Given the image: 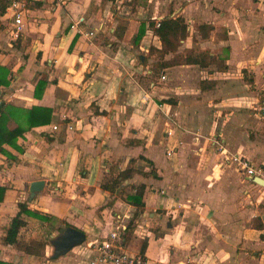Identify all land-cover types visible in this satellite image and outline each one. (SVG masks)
Here are the masks:
<instances>
[{
	"label": "crops",
	"instance_id": "obj_1",
	"mask_svg": "<svg viewBox=\"0 0 264 264\" xmlns=\"http://www.w3.org/2000/svg\"><path fill=\"white\" fill-rule=\"evenodd\" d=\"M26 5L24 19L26 10L30 19L17 36L0 28V64L9 71L0 100L49 107L51 115L17 135L21 150L3 143L16 158L0 152V185L7 186L0 202V259L78 264L71 250L51 259L47 243L44 255L25 250L31 241L44 240L47 224L39 218L25 215L17 242L4 240L17 202L26 200L50 214L56 226L65 219L84 230L86 241L118 219L127 223L135 217L134 242L127 247L151 264H264V195L237 169L222 165L204 137L220 133L231 150L264 162V139L255 131L243 138L230 127L241 120L253 126L237 108L246 106L242 96L257 100L263 94L264 0H26ZM166 16H182L190 30L178 52L209 49L213 61L155 71L161 42L150 23ZM79 18L83 31L95 30L93 36L72 26ZM201 23L211 26L204 38ZM141 24L145 31L135 42ZM20 35V47L5 43ZM172 56L168 52L163 59ZM259 78L263 84H257ZM38 79L46 84L35 96ZM252 121L256 131L264 127V117ZM110 165L114 171L129 166L148 171L123 181L144 183L140 207L100 186ZM34 179H43V188L28 200ZM34 222L36 234L30 232Z\"/></svg>",
	"mask_w": 264,
	"mask_h": 264
},
{
	"label": "trees",
	"instance_id": "obj_2",
	"mask_svg": "<svg viewBox=\"0 0 264 264\" xmlns=\"http://www.w3.org/2000/svg\"><path fill=\"white\" fill-rule=\"evenodd\" d=\"M3 8V6H2ZM1 12V11H0ZM151 26L154 25L153 22L150 23ZM209 29L211 27L209 24L201 23L198 28L201 32L203 28ZM144 25H140L137 33L133 36V40L137 42L144 34ZM154 32L159 37L161 46L157 49V54L160 55L159 61L155 64V70L160 71L165 66H170L174 64L183 63H196L200 66H207L211 63L214 57H211L209 49H198V48H184L183 51L178 52V46L180 44V39L184 38L187 34V24L182 16L170 17L166 16L161 18L159 25L154 26ZM209 32V30H208ZM208 32L202 33L201 36L207 37ZM152 49V47H151ZM173 52V56L168 59H163V56L168 53ZM161 59V60H160ZM8 68L5 65L0 64V74H4V77H0V84H8L9 79L6 77L8 74ZM46 84L45 79H38L34 86V95L40 96ZM264 98L260 96L259 102L263 103ZM51 109L49 107H43L40 105H32L30 108H22L14 105L5 100H0V152L5 154L9 159H15L16 156L11 153L9 149L3 146V143H7L10 146L21 150L20 146L16 143V137L22 134L25 130L29 129L31 126L40 125L47 123L50 119ZM142 156V155H141ZM133 160L132 158L130 159ZM134 172H140L144 175L148 174V171L138 170L134 167H126L124 169L114 171V165H110L109 170L104 175L100 186L103 189H107L111 192L119 191L121 198L125 199L129 203L134 204L137 207L141 206L142 194L145 188L144 183L139 184H124L123 181L133 175ZM126 186L134 188V191H126ZM6 185H0V202L4 198ZM17 211L11 215L9 224L6 228L4 240L6 242H17V235L22 227L27 224V216L39 218L46 220L50 218V214L42 213L36 208H30L26 200L17 202ZM135 218V217H133ZM132 217L129 218L127 226L124 230V238L127 239V234L129 231L133 230ZM62 225L69 224L65 219L61 220ZM61 225V226H62ZM59 226L57 229H59ZM43 239H36L37 243H41L44 247L46 241ZM43 249V248H42ZM25 250L34 252L35 254L41 255L43 251L36 250L32 241L29 245L25 246ZM142 250V246H141ZM142 254V253H141ZM143 255V254H142ZM0 264H14L8 261L0 259Z\"/></svg>",
	"mask_w": 264,
	"mask_h": 264
},
{
	"label": "built area",
	"instance_id": "obj_3",
	"mask_svg": "<svg viewBox=\"0 0 264 264\" xmlns=\"http://www.w3.org/2000/svg\"><path fill=\"white\" fill-rule=\"evenodd\" d=\"M4 5L2 12L3 23L10 28L12 35L17 36L22 31L24 25V12L26 6V0H1ZM79 18L72 26L78 28L79 32H83L88 36L94 35V29L82 30L79 26ZM160 18L156 19L154 26L159 25ZM161 78H165L164 74H161ZM144 98L147 94L144 93ZM259 106L258 115L264 117V104ZM53 129H57L58 126L53 124ZM68 127H70L68 125ZM167 133H171L167 130ZM214 151L218 153L222 160V165L232 166L237 169L244 178L254 186L260 189V192L264 195V183L254 181L253 177H259L264 181V162H256L246 156L244 153L231 150L224 142V138L220 133H210L204 136ZM173 147L167 150L170 154ZM128 223V221H127ZM127 223L122 219L112 222V224L105 230L100 231L96 238L86 241L74 246L72 256L77 259L78 264H151L146 258L138 251L131 250L127 247L126 240L124 238V230Z\"/></svg>",
	"mask_w": 264,
	"mask_h": 264
},
{
	"label": "rangeland",
	"instance_id": "obj_4",
	"mask_svg": "<svg viewBox=\"0 0 264 264\" xmlns=\"http://www.w3.org/2000/svg\"><path fill=\"white\" fill-rule=\"evenodd\" d=\"M2 5H3V2L2 1H0V10H1V7H2ZM30 5L32 6V3L31 4H28V8L30 7ZM25 8H27V5H26V7ZM28 13L30 14V12L29 11H27L26 10V15H25V21L26 22H28V20L30 19V15H28ZM2 15V14H1ZM184 19V18H183ZM3 20H2V18L0 19V28H3V27H6V25L5 24H3V22H2ZM199 29V28H198ZM208 30L209 29H206L205 27L201 30V32H200V34H202V33H206V32H208ZM200 31V30H199ZM5 34V36L8 34L7 32L6 33H4ZM186 34H190V30L189 29H187V32H186ZM193 35V37L195 38V34L193 33L192 34ZM2 39H3V37H2ZM23 39V36L22 35H20L17 39H10V38H6L5 39V43L7 44V45H9V43H11L13 46H16V47H20L21 46V40ZM23 51H25V49H23ZM24 53V52H23ZM155 71H157V70H155ZM237 73H239L238 71H237ZM262 79L263 78H259V80H258V82H257V84L259 85V83L260 84H263V83H261V81H262ZM263 91V94H261L260 96H263L264 95V89L262 90ZM240 94H238V96H239ZM242 96V95H241ZM260 96L258 95V97H257V100L255 99V97H248V98H244V96H242L243 97V99H242V101L244 100V102L247 100V102H246V106L244 105V106H242V107H240V108H237V110H238V112L239 113H241V115L242 116H244V118H247L248 119V121H250V123H252V125L253 126H249V124H247V123H244L243 122V120H241V122H240V124H233V126H230L231 128H232V130L238 135V136H241L242 135V137L244 138V137H247V134L249 133V135L251 134L252 136H254L255 135V132H257L258 134L256 135V137L257 138H259L260 140L261 139H264V127L262 128V127H260V130L259 131H256L255 129H254V122L252 121V119H262L263 118V116H259L258 115V110H259V106H262L261 104H264V103H262V102H259V100H260ZM256 100V101H255ZM241 101V104L243 103ZM238 106V105H237ZM227 112H229V110H226V111H224L223 113H221V114H219V113H217V112H213V113H217V115H216V117H219L220 116V118H221V116H225V113H227ZM231 113V112H230ZM230 113H228L229 115H227L228 117H229V119L228 120H226V122L228 121V122H230L231 120H230ZM258 118H257V117ZM219 118V119H220ZM224 128V127H223ZM220 129H222V127L220 128ZM216 130H218V127L216 126L214 129H213V131H216ZM222 131V130H221ZM255 131V132H254ZM243 133V134H242ZM247 133V134H246ZM237 151H239V150H237ZM241 152V151H240ZM243 153V152H242ZM51 194L53 193V194H60V193H58L56 190H53V191H49ZM132 219H134L133 217H132ZM46 221V226H45V228H44V240H42L43 242H47V249H48V251H49V253H48V255L51 253V251H52V246H51V244L49 243V240H50V238L53 236V235H55L56 233H57V228H58V226H56V224H55V222L54 221H50L49 220V218L48 219H46L45 220ZM134 222H133V226L132 227H134L135 226V220H133ZM32 226V229L30 230V232H33V233H37V230H38V227H37V225H39V224H37L36 222H34V223H32L31 224ZM43 225H45V224H43ZM62 225V223H60V225L59 226H61ZM34 227V228H33ZM51 236H50V235ZM133 234H132V232H131V230L129 231V233L127 234V239H126V243L127 244H131V245H133L132 243L134 242V240H133V236H132ZM131 239L133 240V241H131ZM132 242V243H131ZM32 243H33V245H34V247L36 248V250H39V251H41V249L43 248L42 247V245H41V243H37V241L36 240H33L32 241ZM44 250H45V246H44ZM68 253H70V251L68 252ZM42 255H44L43 254V252H42ZM71 255H72V253H71Z\"/></svg>",
	"mask_w": 264,
	"mask_h": 264
},
{
	"label": "water",
	"instance_id": "obj_5",
	"mask_svg": "<svg viewBox=\"0 0 264 264\" xmlns=\"http://www.w3.org/2000/svg\"><path fill=\"white\" fill-rule=\"evenodd\" d=\"M254 181L264 183L263 179L259 177H253ZM43 179H34L30 181L28 188V200H32L38 191L43 188ZM86 239L84 230L71 225L64 224L58 229V232L53 235L49 243L52 246V251L49 255L51 259H56L61 255L66 254L74 246L82 243Z\"/></svg>",
	"mask_w": 264,
	"mask_h": 264
}]
</instances>
